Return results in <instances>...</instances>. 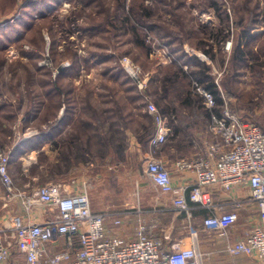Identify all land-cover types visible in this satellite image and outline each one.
<instances>
[{
	"label": "rangeland",
	"instance_id": "374dc122",
	"mask_svg": "<svg viewBox=\"0 0 264 264\" xmlns=\"http://www.w3.org/2000/svg\"><path fill=\"white\" fill-rule=\"evenodd\" d=\"M117 1L0 0V147L13 152L14 141L32 140L44 131L47 135L41 143L25 145L23 157L10 163L16 187L32 189L50 182L73 185L81 179L93 206L118 210L138 204L140 199L145 204L148 194H156L151 186L140 184L148 147H131L129 128L124 133L126 151L121 158L108 153L102 157L94 149L97 154L76 160L65 155L66 144L79 135L85 139V134H92L95 143L105 142L108 125L102 121L122 122L121 106L123 113L133 110L135 114L125 115L124 122L138 129L142 122L139 110L147 112L148 99L153 102L147 92L151 78L159 66L171 64L182 51L210 67L209 74L231 111L264 128V68H252L249 59L234 75L229 59L239 20L247 24L252 12L260 13L264 20V0H124V12L138 9L142 3L152 9V16L143 18L152 31L138 30L149 54L120 21L96 29L108 23L106 16L115 10ZM212 2H217L219 9L212 7ZM225 23L229 38L224 42L226 59L222 63L211 35ZM263 23L252 32L264 29ZM255 33L258 38L251 52L264 61V31ZM228 40L232 41L230 50L225 49ZM205 42L216 54L215 61L200 49ZM158 50L161 54L156 55ZM164 50L174 58L172 62L163 63ZM124 58L139 68L137 78L122 65ZM195 91L199 93L197 88ZM139 104H145L144 108L139 109ZM63 118L65 134L51 138V128L59 126ZM196 131L201 139H210L205 129ZM2 215L4 209L0 208V220Z\"/></svg>",
	"mask_w": 264,
	"mask_h": 264
},
{
	"label": "built area",
	"instance_id": "2783aa9c",
	"mask_svg": "<svg viewBox=\"0 0 264 264\" xmlns=\"http://www.w3.org/2000/svg\"><path fill=\"white\" fill-rule=\"evenodd\" d=\"M231 47L232 41L228 40L225 49ZM158 54L160 50L156 51ZM163 58V63L174 60L166 51ZM122 65L138 77L139 68L128 58L122 60ZM142 87L140 83L139 88ZM197 90L212 108L213 94L201 87ZM146 111L153 117L155 134L150 140L145 173L161 193H170L174 191L170 168L156 153L168 141L171 129L149 99ZM209 131L219 140L206 142L202 152L175 163L177 169L192 172L194 178L188 186V196L178 195L173 208L189 218L191 203L208 210L202 228L226 237L238 224V211L248 201L233 198L226 208L215 203L214 190L220 188L233 195L248 187L249 201L257 205L261 224L252 227L243 238L228 242L226 250L233 259L226 264H238L235 258L240 256L264 264V129L231 111L224 99L223 115L212 116ZM10 161L11 148L0 147V181L5 189L0 198L5 201L4 207L19 201L23 213L14 212L7 221L0 220V264H206V254L199 250L198 230L192 232V244L182 245L174 243L171 232L165 229L158 236V220L147 221L140 216L135 238L111 234L107 220L113 218L115 228L121 227L130 216L128 212L115 216L93 211L86 185L73 191L61 182H50L30 191L18 189L9 172ZM38 208L45 212L42 221L31 216Z\"/></svg>",
	"mask_w": 264,
	"mask_h": 264
},
{
	"label": "trees",
	"instance_id": "16d2710c",
	"mask_svg": "<svg viewBox=\"0 0 264 264\" xmlns=\"http://www.w3.org/2000/svg\"><path fill=\"white\" fill-rule=\"evenodd\" d=\"M89 2H92V0H87V3ZM125 6L124 0H118L115 10L108 13L106 16L105 22L108 23L105 25H98L96 29L105 28L107 25L111 27L115 25L114 21H120L123 27L128 28L130 32H132L136 43L145 48L146 54H149L150 51L145 44V39L139 35L140 33L138 30L149 29L152 31L151 27L143 21V18L152 16V9L142 3L138 9L132 7V9L124 12ZM211 6L215 9H219L217 2H212ZM106 12H109V10L106 9ZM252 14L247 24H242L241 20L238 22L240 28L237 36L234 38V46L230 53L231 56L229 57L230 71H232L234 75H238V69L241 68L242 65H245L249 59H252V68H264V61H262V58L251 52V47L258 38V35L252 31L258 28L260 23L264 22V20H260L262 18L260 13L255 14L252 12ZM227 18L228 15L225 19ZM227 27L228 24H222L217 32L211 35V37L215 39V43L218 44L219 53L221 57H223L222 63L226 59L224 58L226 54L224 51V42L229 38ZM207 46H209V43L205 42L200 46V49H203L202 51L212 61H215L217 59L216 54L207 48ZM185 65L189 66L187 70L184 68ZM209 68L210 67L205 64V62L199 60L196 56L182 51L171 64L159 66L158 70L154 73L155 76L150 80V88L147 92L152 95L153 102L158 107L162 116L167 119L168 125L171 127L172 136H170L169 139L175 140L179 137L182 138V145H178L179 148H182V152L186 150L187 145L185 142L188 141L190 136L192 137L195 128L206 130L211 125L212 116L214 114L219 116L223 115L224 98H222V92L218 84L214 82L209 74ZM197 87H202L213 94L215 105L212 108L207 106L204 96L195 91ZM178 104L182 107V110L177 106ZM138 106L139 109H143L145 104H139ZM123 107L124 106H121V108H119V116L122 122L111 121L109 119L106 121V118L103 119L102 122L108 125L105 142L95 143V140H92V134H88V136L85 134V139H82V136L79 135L68 141L65 155L69 157L73 156L76 160L83 159L84 161L87 156L95 155L99 150V153L103 154L102 157L108 153L110 156L121 158L126 151L124 133H127L129 129L131 133L135 134L139 144L148 147L150 140L155 134L153 117L147 112L139 110L141 111L139 114H141L140 119L142 122H138L139 128L135 130L130 126V122L125 123V115L132 116L135 113L133 110L128 113H123ZM65 117H67L66 114ZM143 119L146 121L143 122ZM65 121L66 118L58 121V123H60L59 126H63ZM88 124V127H90L91 124L89 122ZM127 128L129 129L126 130ZM168 141L165 143L166 146ZM165 144L161 150H159L160 152L166 147ZM12 154L13 152H11V155Z\"/></svg>",
	"mask_w": 264,
	"mask_h": 264
},
{
	"label": "crops",
	"instance_id": "0c3cea01",
	"mask_svg": "<svg viewBox=\"0 0 264 264\" xmlns=\"http://www.w3.org/2000/svg\"><path fill=\"white\" fill-rule=\"evenodd\" d=\"M264 29H257L255 32H262ZM168 124V121H167ZM169 126V125H168ZM170 127V126H169ZM262 127V126H261ZM263 128V127H262ZM65 127L61 126H53L51 128V138H60L63 134H65ZM171 129V127H170ZM199 129V128H198ZM264 129V128H263ZM197 128L193 131L192 137L188 139V141L185 142L187 145L185 152H182V148H179L180 145H182V138L173 139L168 141L167 146L160 152L158 151L156 153V156L163 160L166 165L170 168L171 174H172V181L174 185V191L170 193H161L154 185L153 183L148 179L146 173H145V163L146 159L150 157V147L148 146V149L145 150V154L147 155L144 167H142V178L141 183L142 185H148L151 186L156 192L155 195L148 194L147 196H150L148 198L146 203H152L151 204H143L141 199L139 200L138 204H132L131 207L129 205V208H123V209H112L107 210L109 208H99L95 205H92V210L95 212H110V214L115 216H123L127 214V212L130 214L129 217L125 218V223L121 227H116L113 224V218H110L107 220V226L110 229L111 234H117L119 236H122L125 239H133L136 237L137 234V219L138 217H144L147 221L154 219V217H157L159 220V226L156 230L158 233V236H162V229H165L167 231H170L173 237V241L182 242V245H190L192 244V241L194 240L192 238V232L195 230H198V236H199V250L206 254L205 257V263L206 264H226L227 262L231 261L233 259L228 253H227V244L228 242H233L236 240H239L243 238L251 229L252 227L259 226L261 224L260 218H259V210L255 203H252L249 201L250 196V190L248 187H243L240 190H237L235 194H228L225 191H223L220 188H217L214 190L213 197L215 200V203L217 205L225 206L226 208L229 207V202L234 199H245V201H248V203L243 206L238 212H239V222L238 224L231 228L229 230V233L226 237H222L219 234L215 232H208L202 228V221L205 217L209 215L208 210L203 209L201 207L196 206V204L191 203L193 210H192V216L191 218L188 217V215L184 213H179L177 210L173 208V200L178 196L185 194L188 196L190 188L188 187L190 183L193 180V173L190 171H182L176 168L175 163L177 160H181L183 158H189L196 153L202 152L204 149V144L206 142L219 140L216 136H214L210 131L209 128L206 129V133L208 134L209 140L204 139V137L201 139L198 134L199 131H196ZM48 132V131H47ZM45 131L41 133L42 135L28 141L19 142L14 141L12 144L13 146H16V148L13 151L10 163H13V160L15 158L21 159L23 157V154L25 153V145L30 143L31 141H36L37 143H41L44 140H47V135H44ZM131 133V132H130ZM170 136H172V130L170 133ZM46 138V139H45ZM130 145L131 147H135L138 150L141 149L140 145L138 143V140L136 139L135 135L130 134ZM179 145V146H178ZM188 152V154H187ZM186 154V155H185ZM190 154V155H189ZM189 155V156H187ZM85 183V182H84ZM81 179L76 180L73 185L72 184H65L66 188L69 191L77 190L81 187H83L84 184ZM21 190H27L30 191L29 188H21L17 187ZM182 188H186V191H182ZM4 186L2 185L0 181V197L4 194ZM145 191V190H144ZM90 194V193H89ZM91 198V195H90ZM234 198V199H233ZM2 203V209H4V215H2L1 221H7L12 213L19 212L23 213L22 207L20 206V202L16 201L12 203L8 207H4L5 201L1 199ZM141 201V202H140ZM92 203V202H91ZM158 214L156 215L155 213ZM35 220L42 221L45 218V212L42 209H36L35 212L31 215ZM179 230V231H178ZM182 230V231H181ZM179 236H174L176 234ZM182 234V235H181ZM207 235V236H205ZM79 247V244L76 243V248ZM238 264H258L257 261L253 259H247L243 256H240L238 258H235Z\"/></svg>",
	"mask_w": 264,
	"mask_h": 264
}]
</instances>
